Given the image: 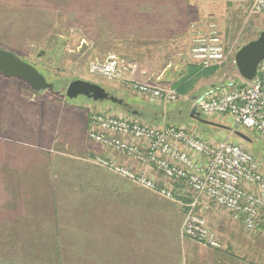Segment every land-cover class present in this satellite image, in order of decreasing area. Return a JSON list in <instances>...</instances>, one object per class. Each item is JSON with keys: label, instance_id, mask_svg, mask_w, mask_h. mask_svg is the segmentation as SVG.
I'll use <instances>...</instances> for the list:
<instances>
[{"label": "rangeland", "instance_id": "obj_1", "mask_svg": "<svg viewBox=\"0 0 264 264\" xmlns=\"http://www.w3.org/2000/svg\"><path fill=\"white\" fill-rule=\"evenodd\" d=\"M38 1L43 3L41 8L27 9L26 19L18 18L16 24H5L0 17V48L14 52L55 85L32 93L22 79L0 73V164L20 171L16 179L11 178L19 183L17 187H7L14 195L5 196L0 188L1 230H9L0 234V264H264V232L247 230L224 209L197 205L192 212L204 220L207 235L184 233L187 208L92 163L89 153H100L85 134L96 110L122 112L148 125L177 124L208 139L242 144L264 167V142L253 129L234 125L229 114L199 116L214 124L189 116L194 94L246 82L237 71L234 55L264 30V9L251 12L249 0H212L217 9H206L191 22L188 40L182 20L178 25L167 17L172 14L168 8L178 0H157L164 5L148 18L156 19L157 31L150 39L141 29L143 18L136 13L141 8L135 0H26ZM1 6L0 13L7 11ZM214 32L225 57L204 66L192 57L193 40ZM109 55L118 58L120 77L90 72L91 64L102 63ZM194 66L197 70L189 75L188 92L165 105L138 94L130 85L131 80L167 85L190 74ZM211 67L210 74L199 73ZM146 69L155 72L152 79H147L151 74ZM160 75H167L168 82L160 80ZM74 79L98 84L140 114L109 99L67 98L65 88ZM4 115L9 116L7 121ZM18 116L21 127L17 121L9 122ZM22 169L26 178L34 170L33 182L41 190V232L14 233L10 222L17 219L7 216L10 209L6 207L15 202L16 194L29 199ZM31 196L37 200L36 190ZM210 237L219 245L207 243Z\"/></svg>", "mask_w": 264, "mask_h": 264}, {"label": "built area", "instance_id": "obj_2", "mask_svg": "<svg viewBox=\"0 0 264 264\" xmlns=\"http://www.w3.org/2000/svg\"><path fill=\"white\" fill-rule=\"evenodd\" d=\"M249 1L251 12L264 9V0ZM214 34L193 40L192 57L204 66L225 57L220 37ZM119 64L115 55H109L106 61L91 64L90 72L120 77ZM130 85L164 105L179 95L174 88L150 80H131ZM194 99L199 115L229 114L234 125L253 129L264 142V58L251 80L211 88ZM86 133L91 141L116 153L95 155L89 158L92 163L187 208L184 233L207 235L204 220L192 212L197 205L224 209L247 230L264 232V167L242 144L208 139L177 124L152 126L126 113L102 110L91 114ZM206 242L219 245L211 237Z\"/></svg>", "mask_w": 264, "mask_h": 264}, {"label": "crops", "instance_id": "obj_3", "mask_svg": "<svg viewBox=\"0 0 264 264\" xmlns=\"http://www.w3.org/2000/svg\"><path fill=\"white\" fill-rule=\"evenodd\" d=\"M143 3V5L140 4ZM0 3L2 4V10H7L4 13H0V17L5 18V21H3V23L8 24V23H12V24H16L18 23L17 20L19 19H26L25 18V13L27 11V9H31V10H36L39 9L38 5L41 6L43 5V3H39L38 2H32V3H27L26 0H0ZM135 4L140 5L141 10L139 12L136 13H140V15L143 18V21L140 20V25H141V29L143 32H148L145 33V35H147L148 37H150V39L155 36V32L157 31L156 28L154 27L155 21L156 19H153L151 21L148 20V18H153V15L155 12H158L161 10L160 8L164 5L163 2L161 1H157V0H142V1H137L135 0ZM210 4V5H209ZM47 5V4H44ZM154 7H152V6ZM159 5V6H158ZM14 9L16 10L17 13H13ZM48 9V8H47ZM172 14H170L169 16L167 15V17H171L169 18L172 22H174L175 24H180V21L182 20V24L184 26V31H185V39H190V25L191 22L200 19L204 14L203 11L207 9V11H212V10H216V6L214 3H212V0H178L177 2L174 3V5H172L171 8ZM134 12V11H133ZM32 13V12H31ZM134 13V14H136ZM173 15V16H172ZM138 16V15H137ZM164 16V15H163ZM165 25H167L165 23ZM169 26V25H167ZM156 40H164L163 38H156ZM153 60V59H152ZM149 60H147L148 63ZM154 61V60H153ZM167 67V66H166ZM195 67V66H194ZM193 68V67H192ZM165 69V68H164ZM144 70V69H142ZM146 71L148 72V74H151L147 79H152L151 77H153V74L155 72H151L150 70L146 69ZM192 71V70H191ZM139 72V71H138ZM136 73V75H140V76H144L143 74H139ZM145 72V71H144ZM189 72V71H188ZM145 74H147L145 72ZM160 80H163L164 83L168 82L167 79V75L165 76H159ZM161 82V81H160ZM162 84V83H160ZM172 82L167 84L166 86H171ZM212 88V87H211ZM193 90H191L192 92ZM210 91V90H209ZM197 95V94H194ZM135 111V115H137L136 111ZM179 113V112H178ZM5 116V115H4ZM162 116L164 118L166 117V114L163 113ZM5 121L8 120L9 116L6 115L4 117ZM11 121H17L18 122V126L21 127V125L19 124L20 122V118L19 116L15 119H11L9 120V122ZM163 123H167V122H163ZM90 141V140H89ZM93 142V141H91ZM94 148L95 150L100 153V154H104V155H109L110 154H116L114 151L112 150H106L103 149L102 147H100V145L98 143L93 142ZM20 163V160L18 161ZM24 169H22L21 171V176L24 177V190L25 193L26 191L29 192V199H26V197H20V194H16L15 198L13 200H15L14 203H9L8 206L6 207V209H10L7 213V216L11 215V219H17L15 222H10L13 226L12 228L14 229V233H25V232H41L40 228L42 227V217H43V213H42V207H41V203H42V199H39V197L41 196L39 194V192H41L40 187L38 186V183L36 184L35 182H33V180L35 179V172L34 170H31L33 172V176H31V178H26L25 173L23 172ZM17 173V174H16ZM20 175V171L19 170H14V169H10L8 170L7 168L3 167V165L0 164V188L2 189L3 194L6 195H14V194H10L8 193L7 187L8 189H10V187H17L15 181H12L11 178L16 179L17 175ZM31 179L32 181L26 182V180ZM135 185V184H134ZM36 187V188H35ZM35 193V190L37 192V200L35 198H33L31 196V193ZM27 195V194H26ZM11 197V196H9ZM22 198V199H21ZM18 202V203H17ZM21 213H24V215L19 216ZM14 214H19L17 216H13ZM6 216V217H7ZM19 218V220H18ZM27 228V229H26ZM1 229H3L2 224H0V234L3 233H8L9 230H4L2 231ZM21 231H18V230ZM10 232H12L10 230Z\"/></svg>", "mask_w": 264, "mask_h": 264}, {"label": "water", "instance_id": "obj_4", "mask_svg": "<svg viewBox=\"0 0 264 264\" xmlns=\"http://www.w3.org/2000/svg\"><path fill=\"white\" fill-rule=\"evenodd\" d=\"M264 58V30H261L258 36L245 44H243L234 55V63L239 75L245 80H251L257 70L258 63ZM0 73L8 77H16L25 81L29 87L35 91L51 89L53 84L48 82L44 75L40 73L33 65L22 60L14 52L0 48ZM67 98H75L78 95H83L92 100L109 99L112 102L123 104L121 99L109 95L108 92L101 86L95 83L74 79L70 81L65 88ZM197 95L194 97L196 98ZM132 114H135L133 111ZM189 116L196 118L207 124L213 122L199 118V112L196 111V105L189 110ZM243 140L247 137L239 132H235Z\"/></svg>", "mask_w": 264, "mask_h": 264}, {"label": "trees", "instance_id": "obj_5", "mask_svg": "<svg viewBox=\"0 0 264 264\" xmlns=\"http://www.w3.org/2000/svg\"><path fill=\"white\" fill-rule=\"evenodd\" d=\"M242 4H244V3H242ZM242 4H240V6H242ZM212 69H214V67H211V68H207V69H198L200 72L199 73H204V74H210L212 71ZM195 70H197V67H193L192 68V71L190 72V74H186V75H180L179 77H177L173 82H172V87L177 91V93L178 94H181V93H187L188 92V89H189V87L191 86L189 83H188V81H189V75H191L193 72L195 73ZM197 72L198 71H196V74H197ZM195 74V75H196ZM71 81V80H70ZM50 83H52L53 84V82H50ZM53 87H55V85L53 84ZM28 89H30V91L32 92V93H35V91H33L30 87H28ZM45 90H47V89H45ZM183 90V91H182ZM52 91H55L54 89L52 90ZM136 113L139 115L140 114V112L139 111H136ZM88 124H89V120H88V122H87V125H86V127H85V134H87L86 133V130H87V126H88ZM88 138V137H87ZM88 140H90L89 138H88ZM91 141V140H90ZM96 154H92V153H89V156H91V157H89V158H92V157H94Z\"/></svg>", "mask_w": 264, "mask_h": 264}, {"label": "flooded vegetation", "instance_id": "obj_6", "mask_svg": "<svg viewBox=\"0 0 264 264\" xmlns=\"http://www.w3.org/2000/svg\"><path fill=\"white\" fill-rule=\"evenodd\" d=\"M108 94H109V93H108ZM109 95H111V94H109ZM194 102H195V99H194ZM122 105H123V108H124L126 111H130V112H131V111H132V112L134 111V110L131 109V107H132L131 105L126 104V103H123ZM196 111H197V109H196ZM197 112H198V111H197Z\"/></svg>", "mask_w": 264, "mask_h": 264}]
</instances>
